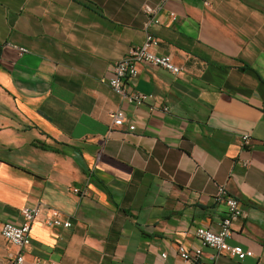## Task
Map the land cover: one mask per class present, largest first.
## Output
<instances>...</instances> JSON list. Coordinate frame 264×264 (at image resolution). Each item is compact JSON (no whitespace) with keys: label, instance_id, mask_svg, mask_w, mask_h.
I'll list each match as a JSON object with an SVG mask.
<instances>
[{"label":"crops","instance_id":"1","mask_svg":"<svg viewBox=\"0 0 264 264\" xmlns=\"http://www.w3.org/2000/svg\"><path fill=\"white\" fill-rule=\"evenodd\" d=\"M206 1L0 0V264L24 207L42 209L24 264H193L178 247L219 229V186L243 212L226 242L253 256L194 264H264V0ZM147 32L183 73L140 65L136 107L107 71ZM52 211L71 227L43 226Z\"/></svg>","mask_w":264,"mask_h":264},{"label":"built area","instance_id":"2","mask_svg":"<svg viewBox=\"0 0 264 264\" xmlns=\"http://www.w3.org/2000/svg\"><path fill=\"white\" fill-rule=\"evenodd\" d=\"M205 5H208L206 0H202ZM144 13L148 16V20L145 24V29H148L151 25H155L158 21L155 19L159 7L144 6ZM160 41L150 33H146L143 43L137 47L130 48L126 56L115 64L111 65L107 71V84L109 88L118 96L122 97L127 103L133 104L139 107L145 104L152 98L151 95L139 94L129 92L128 88L135 82L138 77L140 65H150L163 69L172 75H180L183 73V69L176 66L170 57L160 56L155 53V50L159 46ZM21 53H26L27 50L20 49ZM167 112V108L163 109ZM113 125L115 127H121L124 124L125 117L124 112L118 109L110 115ZM129 130H134V127L129 126ZM240 144L242 148H249L252 146V140L249 136H242L240 138ZM243 166H247V163H243ZM74 194H79L77 189L73 190ZM214 200L217 202H223L226 206V217L221 221L219 229L212 231L207 228H197L194 231V236L199 242V247L192 251L187 250L183 246L178 247L179 257L189 263H197L203 256V248L214 250L217 255H226L231 258H235L238 261H243L248 257H252V251L243 250L240 246H230L227 244V239L231 236V225L234 221L239 220L243 216V212L240 208L239 202L230 196H228L227 190L223 186L217 188ZM42 213L40 207L27 208L24 207L21 212V221L18 224L5 222L1 226V236L7 244L17 249L16 254L10 258L9 264H24V251L31 242V230L33 224L37 221ZM43 226L47 227H62L68 229L71 227V223L68 220H64L60 213L52 211L51 216L44 219ZM37 264H53L47 261H38ZM207 264H217L215 258H210Z\"/></svg>","mask_w":264,"mask_h":264}]
</instances>
